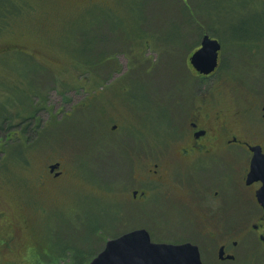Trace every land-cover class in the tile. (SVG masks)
<instances>
[{
	"label": "rangeland",
	"instance_id": "obj_1",
	"mask_svg": "<svg viewBox=\"0 0 264 264\" xmlns=\"http://www.w3.org/2000/svg\"><path fill=\"white\" fill-rule=\"evenodd\" d=\"M80 1L0 0V239L10 243L0 264H88L135 229L153 242L195 241L200 222L182 213L175 185L151 184L146 169L180 97L221 89L224 106L242 89L236 61L255 71L263 61L248 51L260 18L247 0ZM195 19L221 40L227 71L189 74ZM19 148L26 165L14 159Z\"/></svg>",
	"mask_w": 264,
	"mask_h": 264
},
{
	"label": "flooded vegetation",
	"instance_id": "obj_2",
	"mask_svg": "<svg viewBox=\"0 0 264 264\" xmlns=\"http://www.w3.org/2000/svg\"><path fill=\"white\" fill-rule=\"evenodd\" d=\"M247 1L243 7L254 9L260 18L255 28L257 39L250 37L246 41L253 46L248 50L250 54L263 57L261 65L255 66L258 71L247 59L242 64L236 61L242 89L240 94L234 90L226 97L222 101L224 106H219L221 89L203 100L180 97L176 101L177 111L173 112L175 120L166 130L165 148L158 160L149 163L145 173L151 184L175 185L177 198L186 207L182 213L192 212L200 222L195 241L188 243L197 247L202 264L210 250L215 254L214 264H264V77L257 76L264 68V0ZM194 23L192 33L197 36L196 41L185 56L189 74L205 79L220 68L227 71L223 67L227 56L221 40L212 36L204 23L196 19ZM206 39L216 41L218 49L215 67L203 73L205 68L197 69L191 58ZM255 153L261 173L251 177ZM59 168L49 173L57 177L61 173ZM149 193L150 188L146 187L133 190L132 200L141 201ZM232 215L234 221L233 217L230 220Z\"/></svg>",
	"mask_w": 264,
	"mask_h": 264
},
{
	"label": "water",
	"instance_id": "obj_3",
	"mask_svg": "<svg viewBox=\"0 0 264 264\" xmlns=\"http://www.w3.org/2000/svg\"><path fill=\"white\" fill-rule=\"evenodd\" d=\"M216 41L206 39L203 47L191 58V62L203 73L213 70L216 65ZM200 69V70H201ZM255 153L249 176L260 171V162ZM262 158V157H261ZM264 164V159H263ZM59 168V163L49 165V171ZM88 264H202L195 245L152 242L145 229H135L118 237L108 239L104 248Z\"/></svg>",
	"mask_w": 264,
	"mask_h": 264
},
{
	"label": "trees",
	"instance_id": "obj_4",
	"mask_svg": "<svg viewBox=\"0 0 264 264\" xmlns=\"http://www.w3.org/2000/svg\"><path fill=\"white\" fill-rule=\"evenodd\" d=\"M20 147V146H19ZM18 151H16V152H13L14 154V159L15 160H18L17 161V163L18 164H24V165H26V164H28L29 163V160H28V158H27V155L26 156H23V153H24V151L23 150H20V148L19 149H17ZM26 154V153H25ZM19 155H20V157H19ZM9 157H11V158H13V156L11 155V154H7V152L5 153V158H4V161L1 163V165H2V167L3 166H7L9 163H10V161L8 160L9 159ZM26 160H28V161H26ZM28 162V163H27ZM9 227H11V225L10 224H7V226H6V228H9ZM12 228V227H11ZM5 229V228H4ZM3 229V230H4ZM96 231H98V229L96 230ZM13 232V231H12ZM14 234L15 235H13V237L14 236H19L18 235V231H17V228H14ZM13 237H11V235H10V239H7V240H9V241H11L12 240V238ZM2 242H4L3 244H1ZM8 245H10V243H8L7 245L5 244V240L4 239H0V250L2 249V248H8ZM78 254H80V252H76L74 255H75V257L78 255Z\"/></svg>",
	"mask_w": 264,
	"mask_h": 264
}]
</instances>
